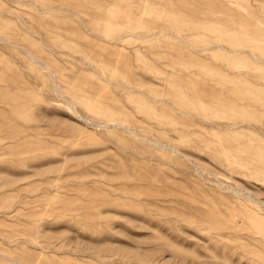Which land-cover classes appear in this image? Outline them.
I'll return each instance as SVG.
<instances>
[{"label":"rangeland","instance_id":"obj_1","mask_svg":"<svg viewBox=\"0 0 264 264\" xmlns=\"http://www.w3.org/2000/svg\"><path fill=\"white\" fill-rule=\"evenodd\" d=\"M0 264H264V0H0Z\"/></svg>","mask_w":264,"mask_h":264}]
</instances>
